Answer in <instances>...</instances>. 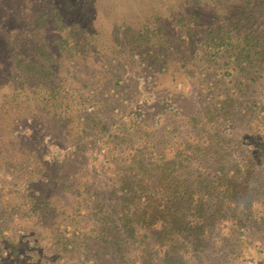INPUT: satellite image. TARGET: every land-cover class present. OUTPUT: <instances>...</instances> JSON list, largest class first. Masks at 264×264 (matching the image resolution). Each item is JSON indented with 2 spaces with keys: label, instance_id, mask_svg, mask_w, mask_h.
Returning <instances> with one entry per match:
<instances>
[{
  "label": "trees",
  "instance_id": "1",
  "mask_svg": "<svg viewBox=\"0 0 264 264\" xmlns=\"http://www.w3.org/2000/svg\"><path fill=\"white\" fill-rule=\"evenodd\" d=\"M227 3L221 18L202 29L198 18L179 21L174 39L160 24L126 29L91 72L79 75H61L47 45L19 53L15 69L22 75L13 78L15 97L22 100L17 96L24 94L50 118V136L75 148L80 169L89 150L108 153L101 171L111 185L101 192L84 176L74 177L82 171L73 172L71 153L63 165L34 163L31 170V158L21 159L23 173L15 178H26L21 185L33 196L30 210L38 218L46 213L70 218L56 230L60 251H96L90 264L101 254L109 264H189L191 246L203 251L216 245L214 234L226 226L244 240L246 232L264 228V0ZM76 41L77 34L68 35L57 49L77 56L89 52L91 47ZM182 50L189 57L173 59ZM172 64L185 79L199 72L202 89L196 97L185 92L191 85L184 80H175L183 89L159 97L153 91L159 78L149 81L138 73L143 66L163 71ZM126 68L139 78L125 79ZM141 90L153 103L135 111ZM180 98L190 100V113L178 107ZM172 116L179 122L166 128ZM30 128L35 131L34 124ZM37 175L45 177L50 191L60 187L74 195L69 213L51 207L44 193L35 196ZM10 248L19 253L14 242ZM131 251L137 255L127 257Z\"/></svg>",
  "mask_w": 264,
  "mask_h": 264
},
{
  "label": "rangeland",
  "instance_id": "2",
  "mask_svg": "<svg viewBox=\"0 0 264 264\" xmlns=\"http://www.w3.org/2000/svg\"><path fill=\"white\" fill-rule=\"evenodd\" d=\"M199 1L200 6H195L193 0H0V264H90L87 260L94 259L92 255L96 252L88 248L60 251L56 230L70 218H67L68 214L58 216L48 213L38 218L39 214L30 210L34 202L33 196L28 193L24 184L21 185L26 178H15L23 173L20 171L24 169L21 159L31 158V170L34 163L63 165L66 153H71L74 155L71 158L74 161L71 166L73 172L78 170L84 173H78L74 176L76 179L84 176L83 180H89L97 191L102 189L100 192L111 185V181L106 180L101 171V166H105L107 162L106 148L101 150L100 155L97 154L98 151L89 150V154H86L88 161H83L80 169L75 148H65L61 146V138L57 140L50 136L53 133L50 118L35 102L24 97V94L17 96L23 97L22 100L15 97L17 92H14L13 78L15 75H22L15 69V62L21 60L19 53L38 45H47L54 60L53 66L64 77L91 72L93 63L99 61L98 56L105 58L108 51L117 44L116 38L122 41L126 29L136 32L147 24L152 27L160 24L168 38L174 39L182 28L179 27L182 19L189 24L198 18L200 22L198 21L197 27L202 29L207 23H216L222 16L223 8L229 4L227 0H217L214 5L215 8L217 6V11L213 9V5H206L210 0ZM114 30L119 33L117 36L113 33ZM74 33L77 34L76 43L91 47L89 52L77 56L69 51H58L60 39ZM189 55L190 52L182 50L173 59L188 58ZM135 59H141L140 54H136ZM107 60L110 62L111 59ZM80 63L89 66L82 70ZM76 67L79 71H76ZM143 68L144 66L138 69L141 78L149 81L154 77L159 78L153 89L159 97L172 93L175 89H183V84L176 85L175 80L190 83L191 87H187L185 92L195 97L202 89L198 85L197 79L200 77L197 71L192 74L194 77L185 79L175 70L180 67L175 68L173 64L170 69L163 71ZM125 70V79L139 78L134 71L130 72V68ZM143 81L140 80L141 86ZM193 81L196 82L194 86ZM146 92L141 90L135 111L144 110L153 103V98H148L149 94ZM178 101V107L185 115L191 112L192 104L189 99L180 98ZM198 104L201 108L202 104ZM163 105L164 103L159 108ZM168 110L173 109L169 106ZM172 118L165 120L166 128L179 122V119ZM33 124L35 131L30 130ZM42 135L47 136L43 138ZM171 138L170 135L168 139ZM70 170L65 169L61 173H68ZM44 179L43 175L32 178L37 190L35 196L38 198L42 192L52 199L51 207L55 205L57 211L69 213L73 207L74 195L60 190V187L50 191ZM15 183L17 187H14ZM43 209L46 211L45 206ZM83 226L88 227L90 224L84 222ZM263 229L246 232L247 238L244 240L239 233L236 235L234 230L226 226L221 233L214 234L213 242L216 245L203 251H193L191 246L187 256L189 264H264ZM88 230L89 228L85 232ZM12 242L17 245L19 253L11 250ZM130 255L126 256H136L137 251H131ZM101 257L95 260L96 264L111 263L105 254H101Z\"/></svg>",
  "mask_w": 264,
  "mask_h": 264
}]
</instances>
